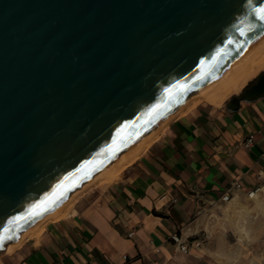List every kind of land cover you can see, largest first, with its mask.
Segmentation results:
<instances>
[{"label": "water", "instance_id": "obj_1", "mask_svg": "<svg viewBox=\"0 0 264 264\" xmlns=\"http://www.w3.org/2000/svg\"><path fill=\"white\" fill-rule=\"evenodd\" d=\"M264 0H0V249L264 35ZM264 96V70L228 107Z\"/></svg>", "mask_w": 264, "mask_h": 264}, {"label": "crops", "instance_id": "obj_2", "mask_svg": "<svg viewBox=\"0 0 264 264\" xmlns=\"http://www.w3.org/2000/svg\"><path fill=\"white\" fill-rule=\"evenodd\" d=\"M263 70L216 103L191 92L113 180L78 186L59 216L6 242L0 264H258L264 250L249 240L231 234L226 246L202 231L218 205L246 210L252 200L264 214V96L228 107Z\"/></svg>", "mask_w": 264, "mask_h": 264}, {"label": "bare ground", "instance_id": "obj_3", "mask_svg": "<svg viewBox=\"0 0 264 264\" xmlns=\"http://www.w3.org/2000/svg\"><path fill=\"white\" fill-rule=\"evenodd\" d=\"M263 67H264V35L257 42H255L233 65H231L229 68H226L213 81L209 82L202 89L198 90V92H199L198 94H201V96H203L206 99L213 101L215 103L219 102L221 100V98L225 94L229 93L230 91L240 90L242 88V86L247 82V80L249 78H251L252 76H254ZM182 104H185V103H182ZM181 106H183V105H181ZM174 113H175L174 110L171 111L157 125H155L151 130H149L148 133L146 132L141 137H139L132 145H130L127 149L121 151L118 154V157L114 161H112L109 164H107L106 166H104L101 170H99L97 173H95L92 176L90 181L89 180L88 181L92 182L99 174H102V173H104V174L106 173V175H104L106 181L113 180L117 176L118 169L127 161L126 156L130 152L131 153H132V151L134 152L135 151L134 149L137 150L136 147L139 146V144H141L142 142H145L146 136H148V134H151L152 132L154 133L156 128H159ZM138 149H139V147H138ZM135 153H134V155H135ZM129 161H131V160H129ZM83 184H84V182L81 184V186H84ZM87 185H88V183H87ZM78 189L79 188H74L69 193L67 198L58 202L54 208H52L50 211L46 212L37 221H40V220L42 221V219L45 218L44 216H46L50 212L53 213V211H54V215L58 214L57 216H59V213H57V211L59 212L58 208L62 207L64 204L69 202L72 199L73 195L77 192ZM254 195H255L254 191L252 193H249V196H251V197H253ZM55 211H56V213H55ZM28 228H30V227L25 228V230H27ZM30 229H32V227ZM24 233H26V232H24ZM20 240H22V239H20ZM9 245H11V244H9Z\"/></svg>", "mask_w": 264, "mask_h": 264}, {"label": "rangeland", "instance_id": "obj_4", "mask_svg": "<svg viewBox=\"0 0 264 264\" xmlns=\"http://www.w3.org/2000/svg\"><path fill=\"white\" fill-rule=\"evenodd\" d=\"M217 207V211L208 215L205 220V229L202 231L205 238L211 235L214 241L222 242L227 246L229 239H232L231 234H233V239L249 240L248 249L264 250V214L253 209L256 204L252 200L247 202L246 210L241 205L223 204Z\"/></svg>", "mask_w": 264, "mask_h": 264}, {"label": "built area", "instance_id": "obj_5", "mask_svg": "<svg viewBox=\"0 0 264 264\" xmlns=\"http://www.w3.org/2000/svg\"><path fill=\"white\" fill-rule=\"evenodd\" d=\"M253 191L254 190H251V191H249V193H252ZM223 198L227 199L228 195L224 194ZM174 239H175V241H178V238L176 236L174 237ZM180 249L183 250V251L187 250V245L180 243ZM152 264H171V263L167 262L166 260H163V261H154ZM258 264H264V255L262 256V258L258 262Z\"/></svg>", "mask_w": 264, "mask_h": 264}, {"label": "snow or ice", "instance_id": "obj_6", "mask_svg": "<svg viewBox=\"0 0 264 264\" xmlns=\"http://www.w3.org/2000/svg\"><path fill=\"white\" fill-rule=\"evenodd\" d=\"M261 19H264V15L261 16Z\"/></svg>", "mask_w": 264, "mask_h": 264}]
</instances>
